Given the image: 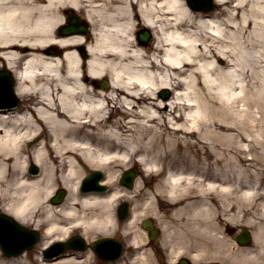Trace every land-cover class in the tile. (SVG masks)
Returning <instances> with one entry per match:
<instances>
[{
	"label": "bare ground",
	"instance_id": "6f19581e",
	"mask_svg": "<svg viewBox=\"0 0 264 264\" xmlns=\"http://www.w3.org/2000/svg\"><path fill=\"white\" fill-rule=\"evenodd\" d=\"M215 2L222 12L204 16L186 0H0V67L15 72L20 96L33 97L0 111V204L22 224L46 222L45 244L72 225L87 237L118 232L119 190L85 195L80 181L101 169L114 185L137 160L142 198L126 225L133 247L144 248L131 262L160 264L139 224L150 215L165 264L183 255L264 264V0ZM73 10L91 31L59 35ZM104 75L109 90L96 89L92 78ZM59 184L69 193L55 206ZM236 219L237 230L256 226L252 248L224 236Z\"/></svg>",
	"mask_w": 264,
	"mask_h": 264
},
{
	"label": "rangeland",
	"instance_id": "374dc122",
	"mask_svg": "<svg viewBox=\"0 0 264 264\" xmlns=\"http://www.w3.org/2000/svg\"><path fill=\"white\" fill-rule=\"evenodd\" d=\"M226 60L225 59H219L218 60V62H219V64H224V62H225ZM226 63V62H225ZM259 127V126H258ZM256 132H258V131H256ZM258 136L259 137H261L259 134H258ZM261 146H259L258 147V151L257 152H260L261 151V148H260ZM141 167V165L138 163V162H134V164H132V165H130L129 167ZM143 167V166H142ZM90 172V171H89ZM157 179H159L158 178V176H156V179H155V181H157ZM154 179L152 178V177H149V178H147V181H150V183L153 181ZM58 188H60V187H63V185L62 184H59L58 186H57ZM133 193H132V197L135 199V205L137 206V204H140V202H141V195L139 194V192L135 189V187L133 188ZM138 208H140V207H138ZM0 211H5V206L4 205H2V204H0ZM138 211H140V210H138ZM147 218H151V219H153L154 221H155V223L157 222V220L154 218V217H152V216H150V215H147V216H144V217H142V220L140 221V227L141 228H143L142 227V223H143V221L145 220V219H147ZM231 223H233V227H235V228H237V226H239V225H241V223L242 222H239L237 219L236 220H232L231 221ZM157 224V223H156ZM155 224V225H156ZM119 225V231L116 233V236H121V237H123V238H125L126 239V242H131V239L129 238V235H128V226L125 224V223H121V224H118ZM30 227H32V226H30ZM248 227V226H247ZM247 227H244V226H242L241 227V230H243V229H246ZM144 229V228H143ZM240 231V230H239ZM108 232H110V230L108 229ZM223 232V234H225L226 236H228L229 238H231L232 237V235H230V234H228L227 235V232L225 231V230H223L222 231ZM113 234H115L114 232H113ZM103 235H110V234H106V233H99V232H94V233H92L91 235H89V237L87 238L89 241H91V240H93V239H95V238H97V237H101V236H103ZM231 236V237H230ZM147 242H151V246L150 247H148L147 246V248H150V250H151V253H150V255L154 258V260L156 259V260H158L159 262H160V264H165V258H164V252H161L160 250H161V248H159L160 246H159V241H157V239L156 240H154V241H150L149 240V237H147ZM41 248L42 247H40L39 245H38V247H36L34 250H32V251H29V252H27L25 255H23V256H20V257H18V258H16V260H15V262H14V264H43V263H41V261H40V258H39V256H40V250H41ZM133 247L130 245V246H128V249H127V251L129 252V254L131 255L130 256V258L131 257H133L132 256V254H131V251L133 250L132 249ZM132 249V250H131ZM129 261H132V259H129ZM87 262H86V260L82 263V264H86ZM94 263V262H93ZM127 264H135V263H133V262H129V263H127Z\"/></svg>",
	"mask_w": 264,
	"mask_h": 264
}]
</instances>
